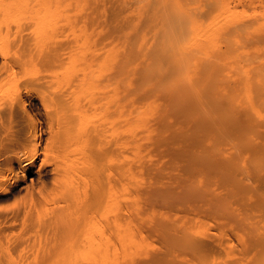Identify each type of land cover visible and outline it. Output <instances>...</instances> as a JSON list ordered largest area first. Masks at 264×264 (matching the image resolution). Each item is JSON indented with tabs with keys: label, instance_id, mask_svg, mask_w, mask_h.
Wrapping results in <instances>:
<instances>
[{
	"label": "bare ground",
	"instance_id": "bare-ground-1",
	"mask_svg": "<svg viewBox=\"0 0 264 264\" xmlns=\"http://www.w3.org/2000/svg\"><path fill=\"white\" fill-rule=\"evenodd\" d=\"M131 1L132 5L125 2L122 7V4L118 5L117 11L113 8L112 12L106 11L98 2L89 6V0H0V264H115V258L119 259L116 252L143 251L144 239L136 234L138 220L134 222L127 211L123 215L119 213L120 192L126 191L120 182L136 169L142 173L150 169L141 163L140 152H146L141 151L143 147L156 146L154 153V150L167 145L165 148L169 156L181 158L182 169L180 164L175 167L190 176L188 183L197 181L195 174L198 171L200 175L203 171L205 178L208 172H212L209 175L211 178L206 179L210 181L219 163H212L213 156L209 161L206 158L210 152L216 156V153L227 151L220 153L218 147L219 143L235 134L231 125L237 122L240 97L244 104L248 102L247 113L264 115V54H259V50L257 53L249 52L247 45L251 44V40L247 39L252 38L244 35L247 41L240 39L246 44L240 47L241 50L237 45L238 39H235L236 46L224 39V42H229L224 50L215 47L223 24L221 19H238L237 10L228 7L235 14L225 10L229 2L223 4V10V2L219 0L223 16L219 14V8L217 14L213 12L216 6L211 9L212 12L209 11V16L213 14L209 21L204 17V24L199 20L203 14L195 11L200 7L198 0H194L199 5L197 8H192L189 1L181 0ZM129 6L132 7L127 11L130 17L123 12ZM206 7L209 10L210 7ZM223 26L228 31V27ZM254 29H264V23H257ZM253 42L264 45V34L253 38ZM240 62L251 67L252 84L242 80L240 73L243 72L239 70L245 66L248 68V65H238L241 68L233 69ZM226 65L235 71L232 95L226 90L229 88L225 83ZM253 86H261V89L251 93L249 88ZM195 132L202 133L203 137L199 133L194 136ZM211 133L216 135L212 136L209 151L203 140ZM246 134L244 137L247 138ZM262 136L260 134L259 138ZM167 137L183 145L173 149L177 142L171 143V147ZM239 142L234 146H239ZM188 144L196 151L188 152ZM168 145L173 150L169 151ZM244 145L248 147L247 143ZM256 146L252 148L254 150L250 149L252 152L249 154L253 158L259 154L264 156V146ZM261 159L264 160V157ZM222 166L221 176L217 172L215 176L219 175L221 185L226 182L233 187L236 184V179L231 177L233 174L236 177L234 167ZM216 170L220 172L219 168ZM259 170L256 167L258 175ZM156 174L154 178L161 177ZM255 174L257 182L253 181L256 183L253 190L264 195V175ZM191 177H194V182ZM246 178L250 182V178ZM182 179L185 178L181 176L179 181ZM174 180L171 181L172 186ZM186 184L185 189L192 188L193 191L194 186ZM156 185L159 184L154 183L155 189ZM236 185L238 187L239 182ZM138 187L140 191L144 183L141 182ZM232 187L227 193L236 197L240 190L234 187V192L238 190L235 194ZM150 190L154 191L153 188ZM157 190L160 191L159 188ZM183 192L176 193L181 196ZM189 192L190 197L186 192L187 195H182L186 203L190 202L193 208L197 206H194L196 202H203L206 211L214 214L216 219H224L231 227L228 229L225 226L226 229L223 225L221 228L226 230L215 229L208 232V236L202 231L200 233L204 237L199 235L201 238L196 239L193 236L196 233L191 237L192 232H188L190 236L181 233V230L177 232L179 228L176 229L174 222L167 224L154 219L150 230L145 220L143 225H146L147 232L151 231L149 235L157 234L162 250H156L159 253L132 264H205L211 255L231 250L237 235L234 230L248 231L249 225L246 223V227L245 222L251 214H247V219L243 221L235 216L232 209L228 210L225 206L222 209L220 194L221 201L217 203H211L218 199L212 200L209 196L208 199L202 197L205 201L199 198L195 202L194 191L192 195ZM169 193L164 195L165 199L163 195L162 199L159 198L164 202L163 208L165 205L168 207L164 201L167 199L168 203L175 205L176 201L183 202L182 206L187 209L176 193L177 200L170 194L169 197L176 201H168ZM257 196L254 197L256 202L262 198ZM155 197L158 199L161 196L158 194ZM238 199L237 206L241 202ZM175 205L174 208L170 206L177 209ZM203 205L198 208L203 209ZM241 205L240 208L243 207ZM128 206L129 203L127 209L130 210L132 204L130 208ZM114 209V213L119 210L116 215H113ZM131 209L134 217V208ZM247 211H252V208ZM244 215L246 217V213ZM257 217L259 220V216L255 220ZM261 219L264 222V214ZM255 222L258 224V221ZM251 230H256V233L238 231L244 237L245 234L248 236L240 241L242 245L238 244L244 255L240 257L239 254V258L233 257L232 260L227 258L229 261H224L225 264H264V225ZM200 233L196 234L197 237Z\"/></svg>",
	"mask_w": 264,
	"mask_h": 264
},
{
	"label": "rangeland",
	"instance_id": "rangeland-1",
	"mask_svg": "<svg viewBox=\"0 0 264 264\" xmlns=\"http://www.w3.org/2000/svg\"><path fill=\"white\" fill-rule=\"evenodd\" d=\"M90 1V3H89V6H92V5H94V2H98L99 3V6H100V4H101V7L103 6V8H105L106 9V11H111L113 8V10H115V11H117V9L119 8V6L118 5H120V4H122L120 7H122L123 6V3H127L128 2V4L127 5H129V2L131 3V5H132V1L131 0H124L122 3H121V1L122 0H89ZM120 1V2H119ZM185 1H189V3H190V6L192 7V5H193V7L192 8H194V6H195V8H197L199 5H200V7L199 8H197V9H195V11L197 12V13H199L200 12V14H203V18L201 17H199V20L200 21H202L204 24L206 23V21L208 20V18L211 16V17H213L212 15L213 14H211L210 16H209V11L212 9H215L214 7H216V9L213 11L214 13H218L219 12V14H220V10L223 8V6L225 5L224 3H228L229 4V6H227V8H225V10L226 9H228L229 10V12L231 11L230 9H232V10H237L236 11V16H237V20L236 21H231V20H227V19H221L222 20V23L223 24H225V26H227L228 28H227V30L228 31H226V28H224V26H223V24H222V26L220 27V29H221V32H219L218 34L220 35H218L219 37L217 38L218 39V41L216 42L215 41V47H222V49L224 50L225 48H224V46L226 45V44H228L227 43V41H230V43L232 44V45H234V46H236V43L235 42H237V41H235V39L237 40L238 39V41L239 42H237V45H238V47L240 48L241 46H243V44L245 43V41H247V40H251L250 42H251V44H249V45H247V50L249 51V52H256L257 53V51H258V53L260 54V53H262V54H264V50H262V49H264V45H261V44H256L255 42H253V38H255V37H257V36H260L261 34H264V33H261V32H264V29H262V30H260V31H255V29H254V25L256 26V24L257 23H264V18H262V17H264V0H222L221 1V3H222V7H221V9H220V7L219 6H221L220 5V1H219V4H218V1L217 0H208V1H210V2H208L207 0H198V4L196 3V1H194V0H181V2H185ZM211 1H212V5H211ZM200 2V3H199ZM205 4H203V3ZM213 2H214V5H213ZM105 4V5H104ZM113 4H115V5H113ZM195 4V5H194ZM224 4V5H223ZM246 4V5H245ZM112 5V7H110ZM126 5V6H127ZM230 5L232 6V7H234V8H232V7H230ZM247 5H249V7L247 6ZM197 6V7H196ZM202 6H204L203 7V9H201L202 8ZM206 6H209L210 8H209V10L207 9V7ZM100 7V8H101ZM135 7V5H133V8ZM225 7V6H224ZM230 9H229V8ZM251 7V8H250ZM252 7H254V9H252ZM108 8H110L109 10H108ZM130 8H132V7H127V10L126 11H123L124 13H125V16H128V17H130L131 15L128 13L129 12V10H130ZM218 8H219V11L217 12V10H218ZM237 8V9H236ZM244 8H245V11H244ZM113 10H112V12H113ZM125 10V9H124ZM201 10H203L202 12L203 13H201ZM208 10V11H207ZM212 10L210 11V12H212ZM223 10H224V8H223ZM222 10V11H223ZM248 10V11H247ZM256 10V11H255ZM128 11V12H127ZM199 11V12H198ZM205 11V12H204ZM222 11H221V17L223 16L222 14ZM239 11V12H238ZM252 11H254V12H252ZM121 13L122 15H121V17H123L124 16V13ZM207 12V18H206V16L204 15V13H206ZM234 13L235 14V12L234 11H231L230 13ZM238 12V13H237ZM261 16H259L257 13ZM239 13H240V16H239ZM252 13H254V14H252ZM129 14V15H128ZM215 14V15H216ZM218 14V15H219ZM256 14L258 15V16H256ZM199 15V14H198ZM219 15V16H220ZM253 15V16H252ZM217 16V15H216ZM204 17H205V19H206V21H204L205 19H204ZM210 17V18H211ZM209 18V19H210ZM242 19L244 20L243 22L245 23H243L242 22ZM252 19V20H251ZM220 20V21H221ZM209 21V20H208ZM249 24V25H248ZM244 25V26H243ZM230 26H232V27H230ZM238 26V27H237ZM251 26V27H250ZM252 27H253V29L254 30H252ZM225 29V30H223V29ZM233 28V29H232ZM237 28H238V30H237ZM219 29V30H220ZM235 30V31H234ZM252 30V31H251ZM224 32V34H223V32ZM225 31H226V33H225ZM238 32H239V34H240V36L241 37H239V34H238ZM249 34V35H248ZM227 35H229L228 36V38H227ZM233 35V36H232ZM246 38H252V39H247V40H245V37ZM231 36V37H230ZM249 36V37H248ZM254 36V37H253ZM230 38V39H229ZM234 38V39H233ZM243 38V40H245V41H240V39H242ZM222 39V40H221ZM224 39H228L227 41L225 40V42L223 41ZM234 40V41H233ZM223 41V42H222ZM232 41V42H231ZM242 42V43H241ZM253 42V43H252ZM239 43V44H238ZM240 45V46H239ZM244 45H246V44H244ZM256 45H258V49H255V46ZM240 50H241V48H240ZM211 56H213V54L211 53L210 54ZM257 55V54H256ZM246 64V63H245ZM245 64L244 63H241L240 62V64L238 63V64H236V66L234 65L233 66V69L235 70V68H237L238 69V67L239 66H241V67H243V65L245 66ZM239 65V66H238ZM246 65H248V64H246ZM229 67V68H228ZM241 67H239V68H241ZM226 70H225V72H226V77H225V83L227 84V86L229 87V88H226V90H227V92H229V94L232 92L231 91V86H232V84H233V82H234V73H235V71H232L233 69L231 68L230 69V66H228V65H226ZM245 68L248 70H245ZM249 68V69H248ZM248 68L245 66V67H243V69L241 68V69H239L240 70V72H243V73H240L242 76H243V78H242V80L243 81H245L244 79H246V84H247V82H248V84H249V82L251 83H253L254 81V77L252 76V75H250L249 74V71H250V69H251V67H249V65H248ZM243 70V71H242ZM245 71V72H244ZM247 71V72H246ZM239 72V71H238ZM230 73V74H229ZM244 73H248L247 74V76L246 75H243ZM229 74V75H228ZM245 77V78H244ZM248 77V78H247ZM252 78V79H250V78ZM233 79V80H232ZM247 79H248V81H247ZM239 80H240V78H239ZM241 80V82H243ZM230 83H229V82ZM251 83V84H252ZM256 83V82H255ZM255 83H254V85H255ZM230 85V86H229ZM241 87V86H240ZM261 86H258V87H256V86H253V87H251V88H249V89H251L250 91H251V93H256V92H258L259 90L258 89H261L260 88ZM255 88H257V89H255ZM233 93H231L230 95H232ZM252 98V97H251ZM250 98V99H251ZM242 101H244L243 99L241 100V97H240V100L238 101L240 104V111L237 113L238 115H237V122H235V124L233 123V125H231V130H232V133L234 134V135H232L231 137L233 138H231L230 137V139H228V140H225L224 142H222V143H219V147H218V151L221 153V151H223V150H227V151H223L222 153H223V156H221V154H217L216 153V156H214L215 155V153H213V155L211 154L212 152H210V154L208 155L209 157L208 158H206V161H209V158H211V156H213L212 157V160H213V158H214V160L212 161V163L213 164H217V163H219V165L215 168V172H217L220 176H221V174H222V170L220 169L221 168V166L224 164L225 165V167H234L233 168V173H235V176L236 177H234V174L233 175H231V177H233L234 179H236V180H234L235 181V183L237 184L238 182H239V188L237 187V185H236V187H235V185L232 187L231 185H229V184H227L226 182H223L222 183V185H221V183H220V179H219V175H217V176H215L217 173H215V172H213V176H212V178H213V180H210V179H208V180H210V181H207L206 179L207 178H211V177H209V175L211 176V174H212V172H208V176H207V178H205V176H206V174H204L203 173V171H201V173H202V175H200V172L198 171L195 175H197L196 177H197V181H196V179H195V181L197 182H195V183H192V182H190V183H192V185L194 186V188H193V191H194V196L196 197V199L197 200H195L194 198L192 199L193 200V202H194V200H195V202L196 201H198V200H200L201 199V201H205V197L208 199L209 197H211L212 198V200L213 199H218V201L216 200H213V201H215V202H213L212 200V202L211 203H217V202H219V200L221 201V199L223 198V199H225V201H223V199H222V201H221V204H222V209H224V206L225 207H227L228 208V210L229 209H232V212L235 214V216L237 217V218H239V219H243V221H245L246 219H247V214L249 215V214H251V216L250 217H252L253 218V216H254V221L252 220V218L251 219H247L246 220V222H245V225H246V227L249 225V227H247V228H251V229H254L255 230V228L257 229V228H259V226H262V225H264V222H261V215L262 214H264V209H262L261 207H264V206H262V205H264V201H261L262 199H264V195H261V193H258V192H256L255 193V189H254V187H255V185H256V183L254 184V182L253 181H255V176H256V172H257V176H262V175H264V171H262V170H264V169H261L262 167H264V166H261L260 164H264V162H262V163H260L261 161H264V160H262L261 158L262 157H264V156H261V154H259V155H257L256 157H254L253 158V156H252V154L250 155L249 153H251L252 151L250 150V149H252V148H255V146L256 145H261V146H264V136H262V135H264V125H262V124H264V115H261L260 114V116H259V114L256 116L255 114L254 115H252L251 113H247V111H246V106L248 105V102L246 103L245 102V104H244V102H242ZM251 101H253V98H252V100ZM245 108V109H244ZM262 112V111H261ZM262 113H264V112H262ZM256 116V117H255ZM252 118V119H251ZM244 119V120H243ZM248 121V122H247ZM240 123V124H239ZM262 123V124H261ZM237 126L236 128H234L233 126ZM242 125V126H241ZM247 126V127H246ZM244 127V128H243ZM249 127V128H248ZM246 128V129H245ZM253 128V129H252ZM239 129V130H238ZM237 130V131H236ZM244 130H249L248 132H249V134H248V132H244ZM253 130H255L256 132H258V133H256L255 131L254 132H252ZM236 131V132H235ZM215 132V131H214ZM239 132V133H238ZM253 134H256V135H253ZM199 132H195V133H193V135L194 136H198V135H196V134H198ZM237 133V134H236ZM247 135V138L246 137H244L245 136V134ZM259 136H258V135ZM260 134H261V136H262V138H259L260 137ZM216 135V134H215ZM215 135H214V133H211L210 134V136L208 137V138H205V139H207L206 141H205V139L203 140L205 143V146L207 145L208 147L206 148V149H208L209 151L211 150V139H213V137H215ZM199 136L201 137H203V134L202 133H199ZM213 136V137H212ZM169 137V136H168ZM168 137H167V142H168V144L170 143V146L172 145L171 143H173V144H175V142H177L176 144H177V146H176V144L173 146V149H176L177 147H181V145H183V143L181 142L180 143V141L178 142V140L177 141H174V140H169L170 139V137H169V139H168ZM193 137V136H192ZM192 137H191V139H192ZM195 137V138H196ZM200 137H198V139H202V138H200ZM211 137V138H210ZM234 137H235V139H234ZM189 138H190V136H189ZM195 138H193V139H195ZM237 138H239V139H237ZM250 138V139H249ZM259 139H261V140H259ZM251 140H253V141H251ZM195 141V140H194ZM230 143L231 141V143L229 144L228 142ZM238 141H240L239 142V146L238 145H236V147L234 146V144H238ZM244 141V142H243ZM167 142L165 143V144H167ZM237 142V143H236ZM248 144V147H249V149H248V147H247V145H244V144H246V143ZM250 142V143H249ZM259 142V143H258ZM226 143H228V144H226ZM241 143V144H240ZM256 143V144H255ZM164 144V145H165ZM220 144H221V147H222V149H221V147H220ZM245 146H243V145ZM251 144V146H249ZM179 145V146H178ZM190 145H192V143L190 144ZM189 144H188V148L186 149V150H189L188 152H190V151H196V148H190L189 146H190ZM193 145H194V147H196L195 146V144H194V142H193ZM193 145H192V147H193ZM253 145H254V147H253ZM161 146V145H160ZM159 146V147H160ZM163 146V145H162ZM166 147H167V145H165ZM165 146H163V147H161V148H158L159 150L157 151V149L156 150H154V153H153V148L155 149V147L156 146H153V145H149V146H147L146 148H145V146L143 147V149L141 150V151H146V152H140V154H141V157H142V159H141V163L143 164V165H145V166H148V168H150L149 169V171L147 172V171H143V173L142 172H140L139 170H134L133 172H132V175H126L124 178H123V180H122V182H120L122 185H124V187H125V189H126V191L124 190V191H122V192H120V195H121V200H120V202H119V206L121 207L119 210H117L116 209V212L114 213V211H115V209L112 211L114 214L113 215H116L117 214V212L119 211V213L121 212V214L123 213L124 214V212L125 211H127V213L129 214V216H130V218L132 219V220H134V222H135V220L137 219L138 221H136V223H137V228H136V234L138 235V236H140V237H142L143 239H144V242H145V248H144V250L143 251H138V250H136V251H134V252H119V254L116 252V255H118L119 256V259H117L118 257H116L115 258V260L117 261V262H115V264H132L133 262H136V260L137 261H139V260H145V259H148L150 256H152V254L154 255V254H157V253H159V252H156V250H162V243H161V241H159V239H157L158 238V236H157V234L156 233H154V230H153V235L152 234H150L149 235V233H151V231L150 232H147L148 231V229H150V228H152V223L153 222H155V220L154 219H156V221L157 220H161V221H166L165 223H167L168 224V222L169 223H172V224H174L175 226H176V229H178L177 230V232H180V230L182 231L181 233H183V234H186L187 233V235H189L190 233H188V232H192L190 235H191V237H193L194 236V238H196V239H200L201 237L199 236V235H203V233H205L204 235H209L208 234V232H212V231H214L215 229H219L220 231H222V230H226L227 228L229 229L230 227H231V225H227V222L224 220V219H221V218H217L216 219V216L214 215V214H211V212L210 211H206L207 209H205L206 208V206L205 205H203V202H201V204L199 203V205H200V207L203 205V209L202 208H198L199 207V205H198V203L196 202V204H194L192 201H191V203H193L194 204V206L195 205H197L196 207H191L192 205L190 204V202H185L184 201V198H183V196L182 195H185L187 192H189V190L191 191V189L189 188V186L191 185L190 183H188L187 182V179H190L189 177V175H187V174H185V172H184V170H182V173L180 172L181 171V167H182V165L181 164H183V162L181 163V161L182 160H179V159H181V158H174V157H172V156H169L170 154H168L167 153V148H165ZM169 145H168V150L170 151V150H173V149H170L171 147H170ZM232 146H234V148H232ZM242 146H243V148H242ZM247 147V148H246ZM257 147V146H256ZM259 147V146H258ZM190 148V149H189ZM210 148V149H209ZM241 148V149H240ZM192 149V150H191ZM245 149H246V151H245ZM257 149V148H256ZM259 149H260V147H259ZM262 149V148H261ZM236 150V151H235ZM237 150L238 151H240V152H237ZM243 150V151H242ZM252 150H254V149H252ZM156 151V152H155ZM217 151V150H216ZM227 152V153H226ZM167 154V155H166ZM229 154H231L233 157H231ZM218 155V156H217ZM219 155H220V157H222L223 158V160L224 161H221V158L219 157ZM243 155V156H242ZM262 155H264V153H262ZM144 156H146V157H144ZM155 156V157H154ZM169 156V157H168ZM252 156V157H251ZM219 157V158H218ZM231 157V158H230ZM169 158H171V159H169ZM173 158V159H172ZM227 158V159H226ZM177 159H178V161H177ZM183 159V158H182ZM217 159H219V161H221V162H218V160ZM260 159V160H259ZM154 160H156V163H155V161ZM172 161V163H171V161ZM175 160V161H174ZM253 160V161H252ZM143 161H145V162H143ZM148 163H147V162ZM154 161V162H153ZM160 161V162H159ZM211 161V160H210ZM214 161H215V163H214ZM228 161V162H227ZM136 162V161H135ZM158 162V163H157ZM169 162H170V165H169ZM179 162V163H178ZM260 164H259V163ZM147 163V164H146ZM176 163V165H174V164ZM209 164H212L211 162H208ZM222 165H221V164ZM229 163H231V164H229ZM154 164V165H153ZM156 164V165H155ZM173 164V165H172ZM179 164L181 165L180 167H179ZM235 164V165H234ZM256 164H258L259 166H256ZM168 165L171 167V169H168V168H170V167H168ZM172 165V166H171ZM221 165V166H220ZM223 165V166H224ZM227 165V166H226ZM233 165V166H232ZM151 166V167H150ZM153 166V167H152ZM175 166H177V167H179V168H181V169H179V168H174ZM220 166V167H219ZM222 166V167H223ZM177 169L176 171L173 169ZM197 167V166H196ZM256 167H257V170H259L260 172H259V174L260 175H258V171H256ZM258 167H261V168H258ZM153 168V169H152ZM219 168V171L221 172H218L216 169H218ZM237 169V171H235L236 169ZM253 168H255V170L253 169ZM152 169V170H151ZM159 170V171H155V170ZM235 169V170H234ZM238 169H240V170H238ZM244 169V170H243ZM154 170V171H153ZM178 170H180V171H178ZM253 170V171H252ZM171 171H174L172 174L174 175H171ZM261 171H262V173H261ZM159 173V175L161 176H159L160 178H154V174H156V173ZM178 172H180V173H178ZM184 172V173H183ZM205 172V171H204ZM245 172V173H244ZM254 174H253V173ZM150 173V174H149ZM242 173H243V175H242ZM152 174V175H151ZM184 174V175H183ZM254 175V177L252 176V175ZM147 175V176H146ZM157 175V174H156ZM155 175V176H156ZM176 175L177 176H179L180 175V177L178 178V177H176ZM172 176L174 177L173 179H172ZM181 176L182 177H184L185 179H186V181H185V179H182V181L180 180L179 181V179L181 178ZM187 178H186V177ZM189 176V177H188ZM148 179H147V178ZM158 177V176H157ZM175 177L176 178H178V179H176V181L174 180L175 179ZM195 177V178H196ZM246 177H248V178H250V182H248V180H247V178ZM253 177V178H252ZM154 178V179H153ZM171 178V179H170ZM218 180H217V179ZM230 177H228V179H229ZM153 179V180H152ZM157 179H159L158 181H157ZM191 179H192V177H191ZM193 179H194V177H193ZM193 179L191 180V181H193ZM222 179V178H221ZM251 179H252V182H251ZM149 180V181H148ZM172 180H174V182H173V186H172ZM184 180V181H183ZM207 181V183H206V181ZM225 180V179H224ZM230 180H232L231 178H230ZM262 180H264V179H262ZM147 181V182H146ZM155 181V182H154ZM162 181V182H161ZM189 181V180H188ZM226 181H227V178H226ZM137 182V183H136ZM141 182H143L144 183V187L141 189L140 188V191H139V184L141 183ZM158 183L159 185H156L155 187L158 189H160V191L159 190H157V189H155L154 188V183ZM161 182V183H160ZM178 182V183H177ZM179 182H185L184 184H186V182L189 184V186H188V188L189 189H185V185L184 184H180ZM194 182V181H193ZM214 182V183H213ZM218 182V183H217ZM231 182V181H230ZM255 182H257V181H255ZM136 183V184H135ZM162 183H165V184H162ZM168 183H169V186H168ZM220 183V184H219ZM224 183H226V184H224ZM229 183V182H228ZM262 183H264V181H262ZM147 184V185H146ZM149 184V185H148ZM152 184V185H151ZM170 184H171V187H175V188H171L170 187ZM177 184H179L180 185V187L177 185ZM188 184H186V185H188ZM196 184V185H195ZM224 184V185H223ZM234 184V182L232 183V185ZM165 185L167 186V187H165ZM177 185V186H176ZM190 186V187H193V186ZM227 185V186H226ZM137 186V187H136ZM159 186V187H158ZM230 186V187H229ZM176 187H179V188H181V189H185L184 190V192H183V194H181V196L180 195H178V193H182L181 192V189H177ZM184 187V188H183ZM233 188V192H234V187L236 188V189H238V190H240V191H238V190H236L234 193L235 194H237V195H235L234 193H232V195L234 194L236 197H234V196H232L231 197V195L229 194V193H227V192H230L231 190H230V188ZM147 188V189H146ZM153 188V190L155 191L156 190V192L155 193H153L154 191H152V190H150V189H152ZM187 188V187H186ZM177 189V190H176ZM242 189V190H241ZM254 189V190H253ZM144 190L146 191V192H144ZM150 190V191H149ZM135 193V196H134V194H133V192ZM136 191V192H135ZM174 191H176V192H178V193H176V195H177V198L178 197H180V201L181 200H183L185 203H184V206L185 207H187V209H184V207L182 206V204H183V202L181 203H179V201H176L177 200V198H176V196L173 194V192ZM193 191H191V192H193ZM202 192V194H201V192ZM238 191V192H237ZM139 192V193H138ZM149 192H151L152 194H150ZM170 192V193H169ZM186 192V193H185ZM191 192H189V193H191ZM237 192V193H236ZM240 192V193H239ZM129 193V194H128ZM137 193V194H136ZM144 193V194H143ZM149 193V194H148ZM157 193V194H156ZM167 193H169L168 195H167V197H169V195L170 196H172L173 198H176V200H172L171 199V197H169L168 198V201H170V200H172V203L173 202H175L176 203V205L173 203V204H171L170 202V205L171 206H173V208H174V205L176 206V208L177 209H173L170 205H169V203L167 202V199L166 200H164V201H166L165 203L166 204H168V207L165 205L164 206V208H163V203H162V201L161 200H159V198H161L162 199V197L165 195V194H167ZM198 193V194H197ZM227 193V194H226ZM252 193V194H251ZM140 194V195H139ZM154 194V195H153ZM158 194H160V196L161 197H158ZM188 194V193H187ZM186 194V195H187ZM193 193H191L190 195H192ZM222 196H220V195ZM230 196H229V195ZM249 194V195H248ZM256 194V195H255ZM262 194H264V193H262ZM142 195V198L144 199H142L140 196ZM163 195V196H162ZM212 195V196H211ZM219 195V196H218ZM228 195V196H227ZM255 195V196H254ZM258 195V196H257ZM155 196H157L158 197V199L155 197ZM188 196H189V194H188ZM188 196L187 197H185L187 200H191V198H189L188 199ZM207 196H209V197H207ZM218 196V198H216ZM224 196V197H223ZM262 197L261 199L259 198V201L258 202H256V199L254 198V197ZM155 197V198H154ZM166 197V198H167ZM190 197V196H189ZM191 197H193V196H191ZM202 197H204L203 198V200H202ZM220 197H221V199H220ZM238 197H239V199H238ZM153 198V199H152ZM200 198V199H199ZM232 198H234V199H232ZM133 199V200H132ZM155 199H157V200H159V203L157 202V200L155 201ZM164 199H165V196H164ZM179 199V198H178ZM237 199L238 200H241V202L239 203L240 205L242 204L243 205V207L242 208H240L239 206L240 205H238L237 206V204H238V201H237ZM248 200V201H245V200ZM139 201V202H138ZM153 201H155V203L153 204ZM161 201V202H160ZM235 201H237V203L235 202ZM245 201V202H244ZM251 201H252V203L254 204V208H253V204L251 203ZM255 201V202H254ZM158 204H157V203ZM178 202V203H177ZM243 202V203H242ZM260 202L262 203L261 205H260V207H259V204H260ZM126 203H127V205H128V203H129V205L131 206V204H132V207L131 208H134V211L135 212H133V213H135L134 214V217H133V215H132V210L133 209H131L130 208V206H128L129 208H130V210H128L127 209V205H126ZM141 203H143V204H141ZM247 203V204H246ZM251 203V204H250ZM121 204V205H120ZM160 204V205H159ZM248 206H246V205ZM151 205H153V206H151ZM178 205H179V207H178ZM190 205V206H189ZM241 205V206H242ZM138 206V207H137ZM142 206H143V208H142ZM156 206V207H155ZM172 208V210L171 211H169L171 208ZM204 206H205V208H204ZM244 206H246L245 207V210L243 209L244 208ZM251 206V207H250ZM257 206V207H256ZM154 207V208H153ZM165 207L168 209V208H170V209H165ZM250 207V208H249ZM247 208H249V209H247ZM252 208V211H247V210H250ZM123 209V210H122ZM126 209V210H125ZM233 209H236V210H234L233 211ZM177 211V210H180V211H177V212H175V211ZM186 210V211H185ZM188 210V211H187ZM260 210V211H259ZM123 211V212H122ZM183 211V212H182ZM185 211V212H184ZM236 211V212H235ZM257 211H259V212H257ZM111 212V213H112ZM141 212V213H140ZM143 212V213H142ZM145 212V213H144ZM148 212H150L149 214H148ZM249 212V213H248ZM251 212V213H250ZM140 213V214H139ZM246 213V217H245V214ZM120 214V215H121ZM122 214V215H123ZM145 214L146 215H149V217H147V216H145ZM112 215V214H111ZM112 215V216H113ZM121 215V216H122ZM136 215V216H135ZM151 215V216H150ZM157 216V218H156V216ZM243 216L245 217V218H243ZM256 216H259V220H257L258 219V217L256 218V220H255V217ZM133 217V218H132ZM137 217V218H136ZM113 217H111V219H112ZM161 218V219H160ZM141 220V221H140ZM147 221L148 222V224H146L147 225V227L148 226H150L147 230H146V225H143V222L144 221ZM248 221V222H247ZM255 221H258V224H256L257 222H255ZM174 222V223H173ZM145 223V222H144ZM248 225H247V224ZM249 223H251V224H249ZM255 223V225H253ZM224 225V227L226 226H228L226 229L223 227V229L221 228V226H223ZM146 227V228H145ZM204 229V230H203ZM249 229H248V231H249ZM250 229V231L249 232H251L252 230ZM151 230V229H150ZM242 230V232L244 233H249L248 231L246 232V231H244L243 229H241ZM241 230H238L239 232L241 231ZM203 231V233H200V232H202ZM236 233H237V235H236V237H234V239H233V242H232V247H231V250L229 251V252H221L220 254H214V255H211V257H209L208 258V260H207V262L205 263V264H225L224 263V261L225 262H228L229 260L228 259H234V258H239V254H240V257H241V255H244V254H242L243 252H240V249H241V247L240 246H238V244H240V245H242V243L241 242H243L244 241V238H247L248 236H246V234H245V237H244V235H243V233L241 232V233H239L237 230H234ZM145 234H144V233ZM253 233H256V230H255V232L254 231H252ZM252 232H251V234H252ZM140 233V234H139ZM143 233V234H142ZM193 233H200V234H198V237H197V235L195 234H193ZM192 234H193V236H192ZM155 235V236H154ZM189 235V236H190ZM156 237V238H155ZM202 237H204V236H202ZM235 240V241H234ZM237 241V242H236ZM241 241V242H240ZM147 242V243H146ZM154 243V244H153ZM237 243V244H236ZM238 249V250H237ZM145 250H146V252H145ZM150 250V251H149ZM235 252H236V254H235ZM238 255V256H237ZM121 256V257H120ZM232 256V257H231ZM182 257V256H181ZM185 257V256H184ZM183 257V258H184ZM234 257V258H233ZM133 258V259H132ZM143 258V259H142ZM228 258V259H227ZM226 259H227V261H226ZM178 260L179 261H181L182 260V258H178Z\"/></svg>",
	"mask_w": 264,
	"mask_h": 264
}]
</instances>
